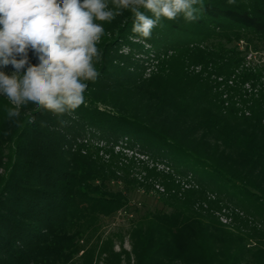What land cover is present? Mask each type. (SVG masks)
Returning <instances> with one entry per match:
<instances>
[{
	"label": "trees",
	"instance_id": "trees-1",
	"mask_svg": "<svg viewBox=\"0 0 264 264\" xmlns=\"http://www.w3.org/2000/svg\"><path fill=\"white\" fill-rule=\"evenodd\" d=\"M201 3L197 20L162 19L147 40L132 32L126 10L100 22L114 36L97 45L99 75L84 103L58 117L29 102L13 127L4 121L0 264H264V70L241 64L230 45L264 43V0ZM137 54L153 58L147 78L137 76ZM28 63L39 64L31 49ZM190 65L207 68V80ZM97 143L165 161L167 170L145 168L156 181L140 182L129 173L133 159L110 152L105 160ZM153 184L164 188L162 208L130 220V251L115 252L125 234L104 236V220L128 208L131 189L149 193ZM226 207L229 226L213 214Z\"/></svg>",
	"mask_w": 264,
	"mask_h": 264
},
{
	"label": "clouds",
	"instance_id": "clouds-1",
	"mask_svg": "<svg viewBox=\"0 0 264 264\" xmlns=\"http://www.w3.org/2000/svg\"><path fill=\"white\" fill-rule=\"evenodd\" d=\"M112 5L114 10L107 0H0V67L16 70L0 71V94L13 105L7 109L10 119L29 102L58 117L84 103L87 82L99 75L95 62L104 28L98 21L110 22L129 10L132 32L147 40L154 28L163 27L162 19L182 15L192 22L203 7L201 0H112ZM29 49L38 55V65L28 63Z\"/></svg>",
	"mask_w": 264,
	"mask_h": 264
},
{
	"label": "rangeland",
	"instance_id": "rangeland-1",
	"mask_svg": "<svg viewBox=\"0 0 264 264\" xmlns=\"http://www.w3.org/2000/svg\"><path fill=\"white\" fill-rule=\"evenodd\" d=\"M107 3L109 5V8H113L112 5V0H107ZM114 10V8H113ZM130 13L129 10H126V14ZM98 23H100L98 21ZM102 24V23H101ZM103 26V25H102ZM103 34V36L101 37L99 43L97 45H99L100 43L102 44V42L104 41H109L110 39L113 38L114 35L110 36V34H106V36ZM132 42H140L137 39H131ZM232 47H234L238 52H239V57L241 60V64L245 65V66H250L251 68H260L261 71L264 70V43H260L257 42L256 44H252V43H247L244 42L243 40H239L238 42H235L233 44H230ZM150 47H147V50ZM119 52L125 54L127 52L126 48H120ZM149 52V51H148ZM150 56V55H149ZM145 56L141 55V54H137L135 59L139 60L140 63V69H138L137 76H142L144 78L149 77L150 73H152L153 71H155V67L153 65H155V63L153 62V58L152 56H150L152 59H150L149 61L144 60ZM143 59V60H142ZM97 62H95V67L97 68ZM189 72L197 74L200 73L202 74V78L207 80V68L202 67L201 65H190L189 67H187ZM98 69V68H97ZM0 71L5 72V74L7 75H12L16 70L12 67V65H8L7 67H0ZM98 71V70H97ZM20 74L22 75V72H20ZM213 79V77L211 78ZM93 82V81H92ZM91 84V83H90ZM95 84V83H93ZM94 86V85H91ZM223 87L221 86L220 88L215 87V92L220 94V90ZM88 89V88H87ZM87 92V90H86ZM87 95V94H85ZM223 98H225V96H223ZM13 107V105L10 104V102L7 100V98L5 96H3L2 94H0V135L2 133V131L6 132V129L4 127V121L7 120L9 117L7 116V109ZM22 108V107H21ZM9 125L13 127L15 125V118H9ZM0 139H4V137L0 138ZM82 142L84 143H89V142H97V140H91L90 138L86 137V138H81ZM98 145H96L97 147H99L101 150L99 151V156L102 157L105 160L109 159V154L110 152H112V154H114V156H116L119 160V162L122 163H126L125 158L127 159H133L134 164L132 166H130V170L129 173L131 175V177H134L136 179H138L140 182H142L140 179L141 177H146L148 178L149 181L154 182L155 183V179L148 175L145 170V168H147L149 171H153L155 169V171L157 172H161V171H166L167 170V165L165 161L159 160V159H153V157L150 156H142L139 153H137L136 151H128L126 149H124V147H122L121 145L113 148V149H109V148H104L102 147V143H97ZM8 146L5 143H2V145L0 146V176L4 175V171H3V165L7 163V159H8ZM182 180V179H180ZM109 187L113 190H121L122 189V184L121 183H110ZM163 187L160 185H155L153 184V189L149 192L146 193L142 190V188H138L135 187L133 189H131L129 192L126 193L127 196V200H128V208L126 210H121L118 213H116L113 217L104 220V226H103V232H105L104 236L107 235V233L109 232H117V231H122L125 234L123 243H114V247L113 250L115 252L120 251L121 249L126 250V251H130V244H129V239L128 236L126 235V231L129 227V222L132 219H135L137 216H139L140 214H143V212L147 211V210H154V209H161L162 206L160 204V202L158 201V193L163 192ZM216 200L215 194L214 193H207L206 195V201H214ZM203 201L201 203V207L203 208H208L207 206V202ZM229 209H232V207H230ZM227 209H222L221 211H215L213 214L216 218H218V220L226 225L229 226L230 222H231V213L232 211ZM234 212H238L236 210H234ZM82 252L79 254L81 255ZM97 262V259H95L94 263ZM97 264H104L103 261H98Z\"/></svg>",
	"mask_w": 264,
	"mask_h": 264
}]
</instances>
